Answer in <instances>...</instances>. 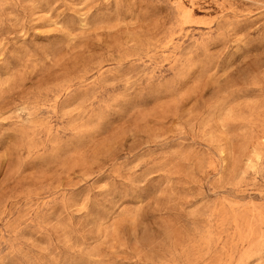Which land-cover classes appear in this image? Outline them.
Returning a JSON list of instances; mask_svg holds the SVG:
<instances>
[{"label":"rangeland","instance_id":"1","mask_svg":"<svg viewBox=\"0 0 264 264\" xmlns=\"http://www.w3.org/2000/svg\"><path fill=\"white\" fill-rule=\"evenodd\" d=\"M0 264H264V0H0Z\"/></svg>","mask_w":264,"mask_h":264}]
</instances>
